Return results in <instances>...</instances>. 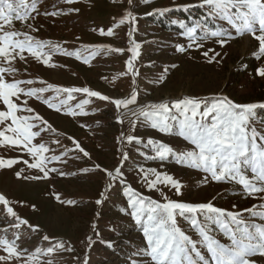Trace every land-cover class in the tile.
Segmentation results:
<instances>
[{"label": "rangeland", "instance_id": "rangeland-1", "mask_svg": "<svg viewBox=\"0 0 264 264\" xmlns=\"http://www.w3.org/2000/svg\"><path fill=\"white\" fill-rule=\"evenodd\" d=\"M261 112L264 0H0V264H264Z\"/></svg>", "mask_w": 264, "mask_h": 264}, {"label": "trees", "instance_id": "trees-1", "mask_svg": "<svg viewBox=\"0 0 264 264\" xmlns=\"http://www.w3.org/2000/svg\"><path fill=\"white\" fill-rule=\"evenodd\" d=\"M184 13L185 14L180 15V14H177V12H171V15H169V18L168 19L167 18L163 19L165 16H163L161 14H158L157 15L158 17L156 16L157 18L156 19L154 18V19L156 21V24L162 25V26H167V25H170L171 23H174L173 20H172V18H171L174 15L181 16V17H187V14H190V13L194 14V13H196V15L201 16V18H202V15H204L202 13L199 14V13L195 12V10H192V9H189L188 11H186ZM209 21H212V20L209 19ZM261 114L263 115V120H264V112H261Z\"/></svg>", "mask_w": 264, "mask_h": 264}]
</instances>
